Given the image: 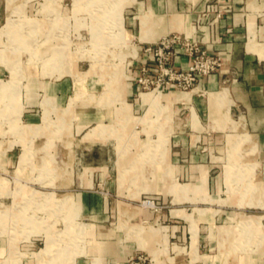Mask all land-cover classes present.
<instances>
[{"label": "rangeland", "instance_id": "obj_1", "mask_svg": "<svg viewBox=\"0 0 264 264\" xmlns=\"http://www.w3.org/2000/svg\"><path fill=\"white\" fill-rule=\"evenodd\" d=\"M134 1L0 0V150L19 153L21 144L30 150L27 162L17 173L14 162L0 155V264H200L191 263V254L193 258L216 259L218 264L223 256L230 264H249L250 252L264 244V223L260 220L264 215L244 216L239 212L235 227L240 237L235 239L238 234H232L233 218L221 216L216 222L224 224L218 226L222 235L214 231L207 244H197L196 228L191 226L188 251L184 226L169 234L172 221L166 217L170 206L166 193L138 192L148 188L146 181L160 167L165 182L171 177L165 157L172 130L168 124L172 101L154 95L151 105L145 102L147 107L145 103L135 106L141 92L155 94L160 89L151 88L152 84L137 86L135 92L125 89L131 80L129 67L136 49L123 17L128 9H134ZM148 11L140 16L145 33ZM182 30L192 31L190 27ZM140 33L141 29L139 39ZM29 81L37 85V99L44 94L35 111V122L43 126L41 132V126L24 124L25 116L20 114ZM57 81L66 84L59 100L51 96ZM170 89L189 88H161L163 92ZM137 90L142 91L137 94ZM89 109L106 114L94 119L87 114ZM236 129L245 130L244 125ZM28 131L33 135L22 139L23 132ZM14 135L20 138L10 141ZM231 136L229 133V147L223 138L209 145L218 169L224 162L225 188L221 195L227 197L209 199L225 200L230 215L238 209L260 212L264 209L234 203L237 196L243 201L252 197L256 190L252 186L260 182L254 178L264 158L258 140L253 137V150L244 151L251 142L240 144L241 134L235 139ZM238 147L244 151L241 157L233 156ZM94 148L96 155L91 152ZM242 161L244 164L239 166ZM103 166L107 188L98 181L88 186L89 172L94 174ZM118 173L125 193L138 186L133 197L121 195ZM171 183L179 187L175 179ZM165 186L169 187L167 183ZM76 188L98 189L111 196L112 217L99 222L122 242L133 245L136 240L139 247L129 249L122 259H109L97 251L98 247L94 249L93 224L89 222L93 220L70 197ZM144 198L151 199V203L142 204ZM123 205L135 210L127 219L117 217V208ZM250 216L254 217L251 222ZM136 223L140 225L126 233L129 225ZM224 229L231 231L224 234ZM99 231L97 240L103 233ZM196 246L199 252L216 256L199 254Z\"/></svg>", "mask_w": 264, "mask_h": 264}, {"label": "crops", "instance_id": "obj_2", "mask_svg": "<svg viewBox=\"0 0 264 264\" xmlns=\"http://www.w3.org/2000/svg\"><path fill=\"white\" fill-rule=\"evenodd\" d=\"M134 3V9H128L129 11L123 17L125 28L134 37L135 41L133 43L136 49L135 55L131 56L128 77L132 81L126 82L125 89L127 92H135L134 89L138 86L134 82V76L138 72L139 65L142 63L148 66L152 65L151 54L145 48L146 45L168 31H179L185 27H190L192 31L190 33L184 31L186 34H193L203 45L219 51L222 55L221 67L198 78L190 90L176 91L177 89H170L166 91H170V94L165 95L161 87L155 94L150 92L140 93V99L138 98L135 106H140L145 102L151 105L154 102V95H165L166 100L172 101L170 103L172 114L168 123L171 125L172 130L167 139L165 157L169 164V175L171 177L165 182L163 169L160 167L146 181L148 188L140 189L138 192L156 190L166 193L167 201L170 204L166 209V217L172 221L168 225L169 234L182 230L184 226L188 236V251L191 240V226L196 228L197 244L199 241L207 244L215 232L222 235L220 228H218L222 223L216 222L221 216H231L233 218L232 234L237 233L238 235L235 237L237 239L240 237V230L235 227V216H240L237 213L240 212L244 216L264 215V210L245 212L238 209L230 215L225 200L219 202L216 198L209 199L210 196L227 198L221 195L225 186L223 179L224 162L221 169H218L216 158H213L209 151V145L223 138L229 147L228 134H232L230 139H235L241 134L240 144L246 140L251 142V145L243 150H253L254 143L251 139L254 137L258 140L260 155L264 157V0H135ZM145 11L150 12L149 21L145 24L148 33H145L140 22V16ZM216 11H218V14H216ZM175 50L176 52L172 56L173 64L179 68L185 67L189 57L178 49ZM27 86L24 91L20 114L25 116L26 121L23 122L24 124L41 126V132L43 126L35 122L37 118L35 111L44 94L42 98L37 99L34 95V87L37 85L29 81ZM65 86L66 84L63 81L55 82V93L51 96L56 100L62 98ZM139 91L142 90H137L136 93L138 94ZM182 92L188 93L187 100L168 96ZM143 93L146 94V98L141 96ZM180 107L182 108L181 112L178 111ZM94 110H88L89 117L99 119L103 114H106V112L98 114ZM44 124L46 122L43 118ZM238 125H244L245 130H237ZM27 134L32 136L33 132H23L22 139L27 140L24 137ZM19 138L14 135L9 139L12 141ZM239 147L237 148L238 152L234 153L233 156H242L244 151ZM29 151L25 150L21 144L19 153H13V150L9 149L0 150V155L5 156L7 161L14 162L17 173V171L22 170L27 162ZM91 152L96 155L95 148ZM104 155L106 157V153ZM214 157L217 156L214 155ZM243 164L242 161L239 166ZM93 167L96 168V166ZM255 172L254 170V174ZM254 178L260 180L252 186L256 189L254 195L244 200L245 202L243 199L238 200L237 196L234 203L238 207L255 206L264 209V158L257 168V176L255 174ZM172 179L179 183V187L171 183ZM93 181L102 182L104 187L107 188L109 183L106 179L105 166L100 167V170L94 172V174L89 172L86 183L89 186L92 185ZM117 182L123 198L133 197L132 194L138 189V186L135 185L134 188L136 189L134 190L127 193L122 191L123 186L120 185L119 173ZM165 183L169 185L168 188ZM70 195L77 208L93 220L89 222L93 224L94 249L98 247L97 251L100 250L109 259L112 257L122 259L129 249L138 246L136 240L133 245L132 243L122 242V238L116 237L115 232H110L104 223L99 222L112 217L113 198L111 196L98 189L89 188H76ZM117 201L127 203L121 199H117ZM187 204L189 206H186ZM117 212L118 218L127 219L134 214L135 210L124 206L121 209L117 208ZM253 219L254 217L250 216V222ZM180 220L185 221V224L180 223ZM260 220L264 223V217ZM137 225L140 224H130V228L127 229L126 233L130 230L132 232L134 226ZM99 228V232L103 233L101 239L97 240L95 235L96 230H99ZM228 231L231 230L224 229V234H227ZM182 234L184 233L182 232ZM197 252L202 255L216 256V253L208 251L199 252L197 250ZM237 253L239 252L237 251ZM224 257L223 260H220V264H230ZM249 257V264H264V244H261L258 250L251 251ZM191 259V263L218 264L216 259L193 258L192 254ZM235 263L237 262L233 264Z\"/></svg>", "mask_w": 264, "mask_h": 264}, {"label": "built area", "instance_id": "obj_3", "mask_svg": "<svg viewBox=\"0 0 264 264\" xmlns=\"http://www.w3.org/2000/svg\"><path fill=\"white\" fill-rule=\"evenodd\" d=\"M145 48L151 54L152 65H139L134 81L140 88L152 84V87H176L185 90L198 78L216 71L222 65V55L219 51L206 47L196 36L184 31L172 30L163 33ZM175 49L189 57L183 68L176 67L172 62ZM148 200L151 203V199Z\"/></svg>", "mask_w": 264, "mask_h": 264}, {"label": "bare ground", "instance_id": "obj_4", "mask_svg": "<svg viewBox=\"0 0 264 264\" xmlns=\"http://www.w3.org/2000/svg\"><path fill=\"white\" fill-rule=\"evenodd\" d=\"M101 34V33H100ZM25 43V42H24ZM24 47V46H23ZM77 84V83H76ZM154 87H156V86H154ZM191 88V87H190ZM189 88V89H190ZM160 92V91H159ZM162 92V91H161ZM165 95H167V94H170V91L169 92H165L164 93ZM145 95L146 94H142L141 96L143 97V98H146L145 97ZM164 95V96H165ZM168 96H171V97H174V98H181V99H188V96H186V94H184V93H176V94H171V95H168ZM165 98V97H164ZM167 99H168V97H167ZM142 204H148V203H150V201L148 200V199H141V201H140ZM84 229H87L86 227L84 228ZM88 232V231H87Z\"/></svg>", "mask_w": 264, "mask_h": 264}]
</instances>
